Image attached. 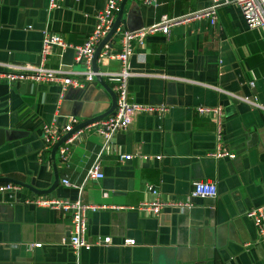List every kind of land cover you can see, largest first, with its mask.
<instances>
[{
	"label": "crops",
	"instance_id": "obj_1",
	"mask_svg": "<svg viewBox=\"0 0 264 264\" xmlns=\"http://www.w3.org/2000/svg\"><path fill=\"white\" fill-rule=\"evenodd\" d=\"M210 4L125 3L121 30L147 29L161 17L177 21L167 34L154 32L140 44L132 41L127 65L128 101L166 112L134 115L106 146L91 130L71 133L64 162L57 150L51 159V148L40 140L42 127L60 132L69 117L89 124L110 106L103 87L94 81L62 91L0 82V131L12 134L0 145V178L48 192L35 195L18 186L15 194H0V264H264V247L245 217L251 209L264 210V113L231 98L254 97L264 106V28L249 30L230 3L217 7L213 27L190 17ZM102 7L103 0H63L54 8L48 0H0V65H37L43 33L57 36L67 49L82 45ZM110 44L99 53L120 51L118 41ZM63 51L51 48L44 66L60 69ZM95 67L114 93L117 80L111 75L119 72V64L96 60ZM69 70L81 66L72 62ZM215 119L222 148L233 159L208 157L216 144ZM125 156L128 161L121 159ZM95 162L102 178L85 180ZM54 175L58 183L50 190ZM194 183L213 185L215 198L191 200L192 207L184 211L164 208L155 217L133 210L152 199L146 186L167 202L187 200ZM32 197L94 207L84 212L89 250L73 253L68 215L23 203ZM103 238L108 245H95ZM123 239L134 245L123 246Z\"/></svg>",
	"mask_w": 264,
	"mask_h": 264
},
{
	"label": "built area",
	"instance_id": "obj_2",
	"mask_svg": "<svg viewBox=\"0 0 264 264\" xmlns=\"http://www.w3.org/2000/svg\"><path fill=\"white\" fill-rule=\"evenodd\" d=\"M63 0H48V7L54 8L58 2ZM78 2L79 0H73ZM121 0H103V7L94 16V26L91 33L85 39L84 43L78 47L71 48L73 52L72 62L81 66L80 71L71 72L63 71L61 69L50 70L44 66L45 58L49 55L51 48H59L65 50L68 47L54 35H48L43 33L41 41V51L39 55V63L37 65H18L6 63L0 65V82L6 84L17 83H32L42 84L51 87H59L62 91L65 88L83 89L87 84H91L95 81L96 76H102L98 72L92 71V57L94 50L100 41L106 36L112 27L115 13L118 10V6ZM142 5L152 6L156 0H135ZM210 6L205 10L198 11L190 15L194 20H204L210 27H213L216 20V9L222 4H233L240 10L244 23L249 30L258 28H264V0H210ZM177 21L167 20L166 17H161L158 25L152 26L147 29H141L134 32H129L116 28L111 40H116L120 44V51L116 54H109L107 51H103L98 54L96 59L101 62L104 60H114L119 64V72L113 76L117 80V84L114 86L115 95V108L112 115H109L101 120L85 124L81 128L72 132L74 127L78 125V120L74 117L66 119L65 125L60 132L55 131L51 126H43L41 131L40 140L46 149L52 148V146L64 135L73 133V135H80L82 132L91 130L103 139V145L106 146L111 138L122 131H125L130 123L131 118L134 115L148 114V115H162L166 112L164 107H153L149 105H137L128 101L126 92V80L130 76L128 72V58L131 55L130 43L136 41L141 43L143 37L146 34L160 32L167 34L168 28L175 25ZM110 43V41H109ZM108 49V48H107ZM105 76H108L105 73ZM162 79H169L162 76ZM171 80V79H169ZM249 86H252L250 83ZM234 101L241 102L248 107L259 110L264 113V106L261 105L253 98L247 97H231ZM216 117H220L219 109L212 111ZM215 130L214 139L215 147L213 152L209 153L208 157L212 159H233L226 149L221 145V125L218 119L214 120ZM70 136L64 140L61 146L57 148L58 158L61 162H64L69 153V146L71 143ZM129 156L122 157L123 161H128ZM159 158H157L158 160ZM102 178L99 172L97 162L93 163L86 172L85 180H99ZM62 185H67V182L61 181ZM19 190L18 186L3 183L0 184V194L12 193L15 194ZM79 189L78 191H80ZM146 194H150L152 199L149 201H141L133 210L139 213L147 214L148 216H157L159 212L164 208L175 209L177 211L189 210L192 207L191 200L194 199H213L216 196L215 188L211 184L207 183H194L192 190L189 193L188 199L183 201H161L153 188L146 186L144 188ZM25 205H31L35 208L48 209L51 211L61 212L68 215L70 221L69 228V247L73 253L79 250H89L90 244L85 239V217L84 212L86 210H95L94 207H86L80 204L79 201L68 202L65 200L49 199L41 197L26 198L23 200ZM245 217L249 219L257 234V243L264 247V210L251 209ZM109 244L108 238H103L95 242L97 246H105ZM123 246H133L134 242L129 239H123Z\"/></svg>",
	"mask_w": 264,
	"mask_h": 264
},
{
	"label": "water",
	"instance_id": "obj_3",
	"mask_svg": "<svg viewBox=\"0 0 264 264\" xmlns=\"http://www.w3.org/2000/svg\"><path fill=\"white\" fill-rule=\"evenodd\" d=\"M128 0H121L120 3H119V6H118V10H117V14H116V17L113 21V24H112V27L111 29L109 30V32L106 34V36L100 41V43L97 45V47L95 48L94 50V54H93V57H92V62H91V66H92V71L93 72H97V69L95 67V62H96V59H97V56L99 54V51L101 49V47L103 45H106L107 44V48L110 47V43L109 41H111V38H112V35L115 31L116 28H119V23H120V16H121V13H122V9L125 5V3L127 2ZM127 31V30H126ZM72 59H73V52L71 49H65L62 54H61V66H60V69L61 70H69L71 65H72ZM95 81L97 83H99L103 89L105 90V92L109 95V98H110V106L109 108L107 109V111L101 115H99L98 117H96L95 119H92L91 121H88L89 123H92V122H95V121H98V120H101L109 115H112L113 113V110L115 108V95L112 91H110L102 82V79L101 77L99 76H96L95 77ZM85 124L87 123H81V124H78L76 127H74V129L72 130V132L76 131L78 128H81L82 126H84ZM71 132V133H72ZM71 133H68L66 135H64L63 137H61L51 148V151H50V157L51 159L54 158V154H55V151L57 150V148L64 142V140H66ZM3 135V136H2ZM2 136V138H1ZM12 137V134L11 133H7V136H6V133L3 132V131H0V145L3 143V141H10ZM54 167V166H53ZM3 183H9V184H12V185H15V186H19V187H22L30 192H32L33 194L35 195H46L48 194V192H40V191H35L33 190L31 187L25 185V184H22V183H19L17 181H14L12 179H6V178H0V184H3ZM58 183V180H57V177L56 175H54V182L53 184L51 185L50 187V190H52Z\"/></svg>",
	"mask_w": 264,
	"mask_h": 264
}]
</instances>
